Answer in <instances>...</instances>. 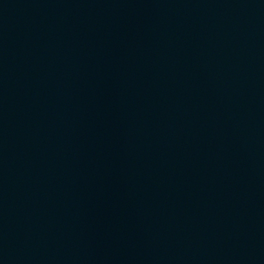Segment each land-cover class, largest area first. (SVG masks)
<instances>
[{
	"label": "water",
	"instance_id": "1",
	"mask_svg": "<svg viewBox=\"0 0 264 264\" xmlns=\"http://www.w3.org/2000/svg\"><path fill=\"white\" fill-rule=\"evenodd\" d=\"M0 264H264V0H0Z\"/></svg>",
	"mask_w": 264,
	"mask_h": 264
}]
</instances>
